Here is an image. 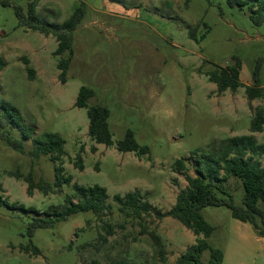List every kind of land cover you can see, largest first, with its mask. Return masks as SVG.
Masks as SVG:
<instances>
[{
  "label": "rangeland",
  "instance_id": "1",
  "mask_svg": "<svg viewBox=\"0 0 264 264\" xmlns=\"http://www.w3.org/2000/svg\"><path fill=\"white\" fill-rule=\"evenodd\" d=\"M1 1L0 61L5 67L0 72V120L13 115L20 127L0 123V196L41 212L63 204L74 194V184L105 187L109 199L100 216L79 213L53 228L38 229L33 238L28 228L34 214L0 204V264H176L195 243L193 232L172 217L157 218L154 212L143 219L126 217L114 196L138 189L153 207L167 212L188 185L173 168L176 160L185 158L189 174L194 175L190 157L196 151H216L221 140L240 135H254L264 143V129L250 132L252 117L264 107V99L253 100L251 109L245 87L218 95L216 84L206 75L217 66L234 63L236 57L242 65L241 83L252 85L261 61L264 88V23L256 24L247 7L230 8L225 0H7L9 6ZM32 1L52 23L65 22L76 7L85 10L74 32L65 84L59 79L61 57L54 55L56 39L19 26L15 7L22 6L26 13ZM194 28L198 40L189 36ZM83 86L96 93L90 105L110 110L112 146L96 144L89 137L87 110L75 106ZM23 127H33L35 137L58 133L66 141L64 175L71 176L72 183H64L59 193L35 190L29 196L27 183L10 175L33 171L36 180L52 184L57 180V163L51 156H29L31 139L23 141V154L4 139L21 140ZM128 130L141 146L150 148L149 154L118 151L117 143ZM82 147L80 171L74 161ZM256 160L264 167V155ZM221 188L242 205L240 179L228 178ZM259 206L264 209V202ZM201 214L214 227L207 241L222 251L221 264H264V238L251 224L233 218L225 206H208ZM150 232L161 238L164 255ZM31 243L40 254L22 250ZM210 260V251H204L203 264Z\"/></svg>",
  "mask_w": 264,
  "mask_h": 264
},
{
  "label": "trees",
  "instance_id": "2",
  "mask_svg": "<svg viewBox=\"0 0 264 264\" xmlns=\"http://www.w3.org/2000/svg\"><path fill=\"white\" fill-rule=\"evenodd\" d=\"M122 3L123 0H111ZM230 8L243 9L247 7L251 12V17L256 24L264 23V0H225ZM3 6H9V2L1 1ZM15 13L19 19V26L27 30L39 32L45 36H53L57 41L55 56H60L58 69L60 71L59 79L65 84L67 82V73L74 54L73 40L74 32L82 23L85 10L83 7H76L72 15L63 23H52L41 16L37 10V1L29 3L27 12L24 13L22 6L15 7ZM197 28L191 29L190 38L198 40L196 36ZM203 35L201 39H204ZM68 57L64 58V55ZM232 64L220 67L206 75L210 82L216 84L217 93L221 95L227 91L236 92L240 87H245V94L248 100V106L253 109L252 101L255 99H264V88L260 82V71L262 62L259 61L253 72V84L244 86L240 81L241 60L234 57ZM28 60L25 61L27 65ZM5 62L0 61V72L4 69ZM33 76L34 71L27 68ZM96 95L92 88L81 87L75 106L85 108L89 119L88 134L96 144H103L107 147L113 145L112 133L109 127L110 110L102 104L90 105V100ZM16 112L17 110L14 109ZM0 123L2 127L11 125L20 127V123L12 115L2 116ZM264 129V107L255 110L251 120V133L262 132ZM22 139L4 137L7 143L19 151L25 153L23 141L31 139L32 149L28 152L33 159L42 156H51V159L57 163V180L54 184L43 178L36 180L33 171L24 175L19 170L11 172L10 175L18 179H23L27 183V194L32 196L35 190L48 195L50 193H59L64 183L71 184L72 177L64 175L63 157L66 155L64 138L58 133H44L40 137H35L33 127H23ZM118 151L122 153L133 152L136 155H145L150 153L148 146H141L135 138V133L128 130L125 137L117 143ZM93 153L97 152V147L91 148ZM75 158L74 165L76 169L83 171L84 163L82 153ZM264 155V143H259L254 135H240L228 137L221 140L218 149L213 152L196 151L191 154L193 160L194 175L189 174V168L185 158L174 162L173 168L181 173L188 185L182 189L176 200V204L167 212L155 208L144 199V194L136 189L125 195L116 194L114 201L119 206L120 213L129 218L143 219L144 215L151 216L154 212L159 219L172 217L179 221L185 228L193 232L196 236L194 244L190 245L186 251L177 259L176 264H203L202 255L206 250L210 251L211 260L208 264H221L223 253L220 249L213 248L207 241L214 231L202 216L201 211L208 206H225L232 214V217L253 226L256 235L264 238V209L259 206L264 202V167L256 160V157ZM238 178L242 182L244 197L242 205L235 204L234 197L230 192L221 188V184L228 178ZM74 194L68 196L66 201L60 205L49 206L44 212L35 208H26L18 202L10 203L0 196V204H6L12 209H19L27 214H34L29 224L28 236L33 238L38 229H48L55 227L58 223L68 221L71 217L83 212H92L100 216L108 208L107 200L109 195L107 189L100 185L81 186L73 185ZM214 191L220 192L226 197L217 196ZM151 239L158 247L161 255H164V248L161 238L154 232L149 233ZM202 236V237H201ZM26 253L33 252L40 254L38 247L31 243V246L22 247ZM94 264H99L94 262ZM117 264H137L135 262H119ZM146 264V263H141Z\"/></svg>",
  "mask_w": 264,
  "mask_h": 264
}]
</instances>
